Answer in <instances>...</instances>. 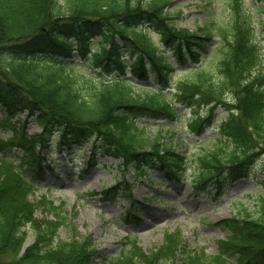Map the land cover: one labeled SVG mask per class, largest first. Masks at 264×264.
Wrapping results in <instances>:
<instances>
[{"label":"trees","instance_id":"16d2710c","mask_svg":"<svg viewBox=\"0 0 264 264\" xmlns=\"http://www.w3.org/2000/svg\"><path fill=\"white\" fill-rule=\"evenodd\" d=\"M255 2L264 11V0ZM172 3L0 0V129L12 131L0 136V264H264L263 194L251 211L223 221L231 234L219 241L216 254L187 249L176 230L148 250L127 237L115 257H99L91 236L60 237L64 202L29 197L43 178L36 147H52L53 136L59 149L91 144L89 167L98 155L112 156L126 167L154 166L167 170L169 180H181L187 157L159 133L150 134L149 124L136 123L141 116L179 119L174 99L195 108L187 121L197 134L220 107L227 111L220 136L197 159L196 181H216L221 189L223 179L250 176L258 159L264 174V39L254 37L251 11L244 0H230V29H190L175 25ZM259 21L264 32V14ZM151 30L160 32L175 62L151 39ZM216 38L221 42L214 46ZM149 79L156 85L141 82ZM228 94L232 99L224 98ZM22 112L41 132L29 133L26 122L17 125L14 117ZM15 148L27 152L18 164L11 157ZM37 208L46 215L38 217ZM30 232L33 241L25 246Z\"/></svg>","mask_w":264,"mask_h":264},{"label":"rangeland","instance_id":"374dc122","mask_svg":"<svg viewBox=\"0 0 264 264\" xmlns=\"http://www.w3.org/2000/svg\"><path fill=\"white\" fill-rule=\"evenodd\" d=\"M172 1L170 9L176 16L174 20L176 26L197 29L206 25L214 31L222 30L220 28L230 29L233 12L230 0ZM243 5L252 13L250 22L254 37L264 38L259 21L264 11L258 10L259 4L255 0H244ZM261 5L264 7V3ZM151 38L160 43L158 33L152 32ZM219 42L221 40L216 38L213 45ZM169 55L173 59L171 52ZM262 68L264 72V66ZM182 75L183 71L178 72L176 77ZM180 109L185 112L183 118H188L192 114L190 109L183 107ZM222 114L224 113L220 112V115ZM14 119L19 125L25 120V114L19 113ZM144 122H147V118L139 120L140 125ZM149 123L150 134L159 133L164 142L189 158V171L185 179L160 184V180H165L163 171L149 168L142 176H138L131 166L130 170H127L118 163V160L110 157L100 158L101 164L88 175L82 176L80 171L88 159L90 145L88 144L86 149L76 148L63 152L58 149L57 142H53L52 148L42 150L45 154L50 150L52 152L47 159L42 158L43 165L49 169V173L44 180L37 181L36 188L29 197L32 201L47 196L55 204L65 202L66 224L59 229L60 237L68 241L72 238L84 240L91 236L95 248L99 250V257L118 255L126 236L136 238L140 246L148 250L162 244L166 233L176 230L181 232L187 249L204 248L206 253L216 254L218 241L226 238L229 233L218 223L231 217L243 206L253 208L256 202L254 197L263 190V184L260 182L263 174L253 168L250 170L252 175L249 178L236 180L231 185L226 184L222 194L217 195L215 187H212L210 192H205L203 185L196 186L192 179L195 168L190 162L211 146V140L216 136L215 126L219 125L218 120L201 139L193 135L185 122L177 121L171 127L168 126L169 121L166 119L151 120ZM28 130L35 133L41 128L32 121L28 125ZM0 135L9 137L12 132L0 129ZM54 141H57V138H54ZM14 154L22 156L25 152L22 149H15ZM15 161L19 163L17 157ZM24 165L26 168L27 165ZM115 179L135 180L130 200L120 196L112 200L105 196V190L115 184ZM116 186L125 189L123 184ZM131 206L137 217L133 214L131 217L126 216V211ZM36 215L44 217L46 214L37 208ZM27 237L26 244H29L33 241V234L30 232Z\"/></svg>","mask_w":264,"mask_h":264}]
</instances>
